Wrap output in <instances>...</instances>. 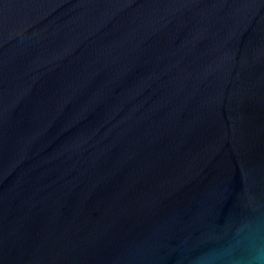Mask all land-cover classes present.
Wrapping results in <instances>:
<instances>
[{"label": "water", "instance_id": "95a60500", "mask_svg": "<svg viewBox=\"0 0 264 264\" xmlns=\"http://www.w3.org/2000/svg\"><path fill=\"white\" fill-rule=\"evenodd\" d=\"M257 245L264 0H0V264Z\"/></svg>", "mask_w": 264, "mask_h": 264}, {"label": "clouds", "instance_id": "9594fccd", "mask_svg": "<svg viewBox=\"0 0 264 264\" xmlns=\"http://www.w3.org/2000/svg\"><path fill=\"white\" fill-rule=\"evenodd\" d=\"M248 264H264V245L253 247L248 258Z\"/></svg>", "mask_w": 264, "mask_h": 264}]
</instances>
